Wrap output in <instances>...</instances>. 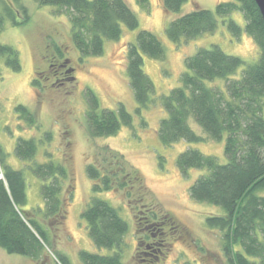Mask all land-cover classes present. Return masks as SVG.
<instances>
[{
  "label": "trees",
  "instance_id": "trees-1",
  "mask_svg": "<svg viewBox=\"0 0 264 264\" xmlns=\"http://www.w3.org/2000/svg\"><path fill=\"white\" fill-rule=\"evenodd\" d=\"M186 1L163 0V3L171 13L179 11ZM12 2H17L20 8H15ZM37 2L68 16L72 41L82 56L101 55L105 41L120 40L124 26L130 29L139 26V18L126 0ZM147 2L141 0L143 5ZM236 12L243 14L244 26L231 17ZM30 19L28 8L21 0H9L0 11V31L8 23L23 26ZM220 21L234 35L246 32L254 39L259 49L256 61L246 66L243 58L227 53L218 44L201 46L194 54L186 56V70L180 75V84L169 93L158 95L154 81L144 69V55L162 60L166 48L153 31L142 29L136 43H130L127 48V74L138 103L135 113L122 102L116 108H101L97 95L89 88L86 91L87 130L91 137L115 135L123 126L134 130L136 117L146 128L149 124L145 110L157 103L167 113L158 128L159 138L165 145L180 140L204 141L205 137L191 127V118L213 140H222L226 135L227 162L220 163L214 155L188 148L178 156L177 166L186 175L190 169L205 171L190 185L189 192L193 199L223 209L222 213L208 216L206 222L222 232V250L227 264H264V20L261 11L255 0L220 1L215 9L199 7L171 20L165 32L179 45L184 40L214 33ZM55 49L57 57L63 59L62 48L55 45ZM0 56L5 57L7 65L14 71L22 69L19 51L13 45L0 42ZM243 66L241 76L236 77ZM216 79L225 80V90ZM34 84L40 86L37 79ZM16 110L29 126L38 125L29 107L19 104ZM51 137V132H45L44 141ZM41 140L19 137L15 147L16 155L42 180L44 205L29 209H26L28 183L25 170L8 163L0 143V247L8 253L42 262L52 251L59 264H73L53 243L54 231L68 216L70 197L67 198L65 184L70 176L69 167L52 158L36 161ZM127 164L122 153L110 146L103 147L86 168L93 180V191L123 190L129 202L134 200L132 196L137 191L135 200H145L149 192L144 179L138 169L127 167ZM81 215L95 246L111 251L102 254L80 249L78 255L83 264H127L123 253L130 226L119 209L105 199L94 197L86 203ZM166 221L152 208L138 216L140 230H148L146 247L161 244L154 237H163Z\"/></svg>",
  "mask_w": 264,
  "mask_h": 264
},
{
  "label": "rangeland",
  "instance_id": "rangeland-1",
  "mask_svg": "<svg viewBox=\"0 0 264 264\" xmlns=\"http://www.w3.org/2000/svg\"><path fill=\"white\" fill-rule=\"evenodd\" d=\"M126 1L137 14L139 26L135 29L124 26L120 40H106L101 55L82 56L72 41L66 14L55 11L51 6H41L37 0H21V4L28 8L30 21L23 26L8 23L0 31V42L13 45L19 51L22 63V69L14 71L7 65L5 57L0 56V143L4 146L8 163L25 170L28 183L26 209L43 206L44 199L41 194L42 180L15 153L19 137L42 139L36 161L52 158L69 167L70 176L65 184L67 198L70 197L68 216L65 223L54 231L53 243L73 264H83L78 255L80 249L102 254L111 252L95 246L81 215L86 203L94 197L109 201L129 223L127 247L123 253L127 264H227L222 250V232L206 222L208 216L222 213L223 209L197 201L189 192L190 185L205 171L190 169L186 175L177 166L178 156L188 148L214 155L220 163L227 162L226 135L222 140H213L191 118V127L205 137L204 141L180 140L165 145L159 138L158 128L167 113L161 104L156 103L145 110L148 127L143 128L140 118L136 117L134 130L123 126L115 135L91 137L86 122V91L90 88L95 92L101 108H116L122 102L135 113L138 103L129 84L127 48L130 43H136L137 34L142 29L153 31L166 48V56L162 60L144 55V69L154 81L158 95L167 94L180 84V75L186 70V56L194 54L201 46L218 44L227 53L243 58L246 66L258 59V46L246 32L234 35L223 21L214 33L184 40L179 45L167 37L165 28L171 20L199 7L215 9L218 2L229 0H188L179 11L171 13L165 9L163 0H148L145 5L141 0ZM4 2L9 0H0V11ZM12 5L20 8L17 2H12ZM231 17L240 25H245L241 12ZM55 45L62 48L63 59L57 57ZM244 68L238 70L236 77L241 76ZM35 79L40 86L34 84ZM216 82L222 84L225 90L224 79H216ZM208 84L212 85V82ZM19 104L34 112L38 125L29 126L19 117L16 110ZM45 132L52 134L48 141H44ZM105 146L122 153L127 158V167L139 170L149 192L145 200H135L137 191L132 196V202L123 190L93 191V180L86 168ZM148 208L167 220L163 237H154L161 244L151 247H146L145 243L148 241V230H140L138 224V216L145 215ZM0 264L59 262L52 251L42 262L8 253L0 247Z\"/></svg>",
  "mask_w": 264,
  "mask_h": 264
},
{
  "label": "water",
  "instance_id": "water-1",
  "mask_svg": "<svg viewBox=\"0 0 264 264\" xmlns=\"http://www.w3.org/2000/svg\"><path fill=\"white\" fill-rule=\"evenodd\" d=\"M255 2L257 3L264 20V0H255Z\"/></svg>",
  "mask_w": 264,
  "mask_h": 264
},
{
  "label": "flooded vegetation",
  "instance_id": "flooded-vegetation-1",
  "mask_svg": "<svg viewBox=\"0 0 264 264\" xmlns=\"http://www.w3.org/2000/svg\"><path fill=\"white\" fill-rule=\"evenodd\" d=\"M63 66H64V64H63Z\"/></svg>",
  "mask_w": 264,
  "mask_h": 264
}]
</instances>
